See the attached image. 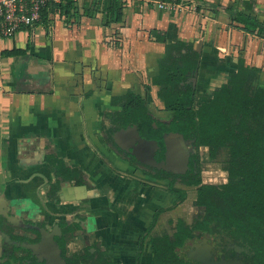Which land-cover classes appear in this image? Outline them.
Instances as JSON below:
<instances>
[{
    "label": "crops",
    "instance_id": "crops-1",
    "mask_svg": "<svg viewBox=\"0 0 264 264\" xmlns=\"http://www.w3.org/2000/svg\"><path fill=\"white\" fill-rule=\"evenodd\" d=\"M95 1L76 0L72 17L48 12L0 38V215L9 211L45 225L71 216L79 206L71 180L60 178V188L46 195L55 181L45 160L51 153L92 185L86 191L92 238L117 264H134L149 204L159 206L166 197L152 188L125 197L133 185L123 173L129 165L115 156L111 167L95 150L104 151L98 134L105 112L119 109L113 98L129 90L162 107L153 78L166 45L177 41L192 45L198 64L188 65L182 56L164 64L183 74V82L193 78L197 100L207 98L239 61L256 69L257 85L264 88V35L231 18L227 6L247 12L242 0H159L173 8H160L156 0H123L122 19L108 23L104 0ZM251 1L252 15L264 23V0ZM141 264H153L147 249Z\"/></svg>",
    "mask_w": 264,
    "mask_h": 264
},
{
    "label": "trees",
    "instance_id": "trees-1",
    "mask_svg": "<svg viewBox=\"0 0 264 264\" xmlns=\"http://www.w3.org/2000/svg\"><path fill=\"white\" fill-rule=\"evenodd\" d=\"M99 3L100 0L95 1L94 6ZM123 3V0H104L106 23L122 19ZM242 3L247 12L235 11L231 5L226 7V10L231 13V18L241 23L246 30L264 35V23L257 20L251 13L254 1L242 0ZM48 12L68 19L77 12V2L76 0L50 2L48 9L42 11L43 20ZM178 56H182L188 65L198 64L197 51L191 44L186 45L177 41L175 44L166 45L165 54L159 62L158 74L153 78V81L159 84L158 96L163 101L171 87L193 92L189 81L183 82L178 79L180 76L178 71L171 73L164 64L165 60ZM256 78V69L245 66L239 61L236 70L229 73L226 83L212 90L208 101L201 102L196 108L173 109L168 122L153 118L145 97L132 90L116 99L113 98V101L119 102L120 109L105 112L106 121L114 124L115 127L135 124L148 137H160L166 130L191 133L197 142L209 145L210 150L225 146L231 154L227 165L230 180L223 191H220L223 197L221 207L214 205L208 197L203 196V186L199 187L195 202L204 205L206 216L203 219L196 218L190 224L177 220L171 237L164 235L153 240L151 250L155 264H192L178 256L175 249L187 238L195 235L194 230L203 229L212 233L218 225L221 227L233 225L240 233L249 234L255 247H264V88L257 86ZM176 99L174 96L173 100ZM153 121L157 124L156 128L152 126ZM103 126L105 127V123ZM45 160L52 167L56 180L57 178L70 180L76 178L86 181L84 175L66 165L60 157L47 153ZM158 176L166 175L158 173ZM182 179L186 180L184 177ZM186 181L198 182L199 176L196 173L194 178ZM170 188L173 189L172 186ZM182 197L183 193L180 198ZM23 219L24 223L32 222L31 219L24 217ZM41 224L45 223L41 221ZM61 224L65 223L62 221ZM16 227L33 229L27 224L20 225L13 221L9 211L0 215V233L7 238L4 243L11 246V251L4 253V259L0 261V264H45L46 262L37 252L18 242L24 237L12 234L11 231ZM73 229L74 226H67V230ZM65 238L63 232L60 235L56 234V243L64 246ZM82 255L94 264H114L112 260L102 255L100 249H95L93 252L85 249ZM67 257L73 262L74 258L75 261L79 260V255L76 253ZM135 264H140V250L137 252Z\"/></svg>",
    "mask_w": 264,
    "mask_h": 264
},
{
    "label": "flooded vegetation",
    "instance_id": "flooded-vegetation-1",
    "mask_svg": "<svg viewBox=\"0 0 264 264\" xmlns=\"http://www.w3.org/2000/svg\"><path fill=\"white\" fill-rule=\"evenodd\" d=\"M187 81L192 84L193 92H186L179 88L172 87L171 89H169L170 91H167L166 99L165 101H163V107H165L167 110H170V114L167 117L162 118L151 113L153 118L162 122H168L170 117L172 116L173 109L180 107L196 108L201 102L208 101L211 98L212 90L215 87H222L226 83L225 80L220 84L212 86L210 91H208L207 98L197 100L195 98L196 90L193 78L191 76H188ZM206 88L209 89L210 86H207ZM174 96H176L177 98L175 101L173 100ZM103 123H105V127L103 126ZM152 126L154 128L157 127L155 121L152 122ZM125 127H115V125L110 123L109 121L102 122L100 129L105 131L106 134L103 136V140L99 138V142L102 144V147H104V151L101 152L97 147H95V150L98 152V154L101 155L103 161H105V163H107L111 167H113L112 159L115 156L124 159L129 165L128 171L124 170L123 173L130 179H132L133 185L127 190L125 194L126 198H130L141 188H152L166 197L163 198L164 200L158 199V202L160 200L163 203L159 204V206H157V204H155L154 202L149 204V207H153V209L149 208V221L147 225H145L137 233L135 240L136 250L134 254V264L137 252L139 250L141 264V254L145 249L150 251L153 256L151 250V243L153 240H157L164 235L169 237L172 236L173 230L168 232L161 229L159 231L156 230V225L162 212L172 210L179 203L185 200L188 194L187 189H194L195 197L193 199V205L197 211L193 215V219L190 222H186V220L181 217H176L175 220H169L171 228L173 227L174 229V221L181 220L186 224H190L191 222H194L196 218L203 219L206 216V209L204 205H199L195 202L197 198L198 188L201 186H203L202 189L204 190L203 196L208 197L209 200H211V203H213L214 205L221 207V203H223V197L221 196L220 191H223V189L225 188L224 186L230 180L227 165L228 160H230L231 154L228 152L225 146H219L215 150H210L209 145L197 142L193 134L191 133L184 134L175 132L173 130H166L161 133L160 137H148L136 125L137 131L141 138L155 142V146L152 150L153 152L150 153L153 159L151 160V162H147L144 159H147V155H149L148 152L151 150V145H143V147H141L137 144V140L125 137V135H123V132H121V129H124ZM132 143L134 144V146ZM134 148L136 150L141 149L143 152L134 153ZM221 153L225 155V157L222 160V170H220L219 174L220 181L216 182L214 181L215 179H211L210 176L212 175L206 172L205 166H203V164L206 160L221 158ZM77 170L79 171V169ZM158 173L165 174L166 176L159 177ZM196 173L199 176L198 182L186 181L194 178ZM182 176L186 180H183ZM59 179L60 178H57V180L55 179V181L49 183V189L46 192L47 196L50 197V194L60 188ZM85 180L86 181H81L76 178H74V180H71L74 185L78 186L79 196V206L71 213V216L69 218L61 217L52 223H48V225H45L43 223L45 226H47L48 229L52 230L54 245L47 242L45 245L39 247L40 249L37 248L41 238L44 237L43 240L45 239L47 241V236L49 235V233L42 228L44 227V225H42L41 221L39 220L31 219L32 222L30 223H22V225L27 224L33 229L16 227L11 231L13 235L21 236L22 238L24 237L23 240H18V242L26 247L32 248L33 251L37 252L39 256L43 258V261L46 262L45 264H94L88 261V259L82 255V252L85 249H88L90 252L95 251V249H100L102 250V255L105 258L112 260L114 264H117V261L114 259V257L108 256L106 254V250L101 245V243L92 238L90 231L91 228L90 226H88L87 222V216L89 215V213H87V209H90V206L88 204L89 198L86 194V191L89 190L92 185L86 179V177ZM53 182H56V184H52ZM170 186H172L173 189H171ZM182 193L183 197L180 198ZM62 221L65 224H61ZM76 222L78 223L77 227ZM68 225L72 227L74 226V229L71 231L67 230ZM62 232L64 236H66L64 246L56 243V234L60 235L62 234ZM193 233L195 235L187 238L184 242H182V244H180L179 247L175 249V252L178 254V256L183 259L186 258H184L182 254L186 255L188 252L195 250L200 246H203L206 247L210 260H230L235 262V264H264V247H255L252 244L251 236L243 232L240 233L234 228L233 225L230 227H221L220 225H218L216 226V230H214V232L212 233L203 229H196ZM78 235H85L89 237L92 240V243L83 245L81 248V253L75 252L79 255V260L75 261L74 258L73 262L70 261L67 257H70L72 256V254H74V252L70 253L68 251V245L69 242ZM6 240L7 238L5 237V235L0 233V261L4 259V253L6 254L11 251V246L4 243V241ZM153 264H155L154 258Z\"/></svg>",
    "mask_w": 264,
    "mask_h": 264
},
{
    "label": "rangeland",
    "instance_id": "rangeland-1",
    "mask_svg": "<svg viewBox=\"0 0 264 264\" xmlns=\"http://www.w3.org/2000/svg\"><path fill=\"white\" fill-rule=\"evenodd\" d=\"M185 77L184 75H180L178 79L183 80ZM143 96H145L146 99V103L148 106L149 111L153 114V115H158L159 117H167L170 114V110H167L165 107H158L157 104L155 103H151L149 97H147L146 94H144ZM105 131L101 130L99 131L98 137L101 138V140H103V136L105 135ZM225 157V155H223L221 153V158L219 159H209L206 160L205 163L203 164V166H205V170L208 174H211L212 176L211 179L218 182L220 181V170L221 169V165H223V158ZM207 167V168H206ZM204 174V173H203ZM206 175V174H205ZM187 196L185 198V200L181 203H179L175 208H173L172 210L169 211H164L160 214V217L158 219V223L156 225V230H166L168 232H170L171 230H173V227L171 228L169 220H175L176 217H181L184 220H186V222H190L192 221V217L193 215L196 213V208L193 205V199L195 197V192L194 189L189 188L187 189ZM177 195V194H175ZM159 202H161L159 200ZM174 223H176V221H174ZM88 226H90L88 224ZM92 240L87 237V236H81L78 235L77 237H75L72 241L69 242L68 245V251L70 253L72 252H76V253H81V248L83 245H87V244H91Z\"/></svg>",
    "mask_w": 264,
    "mask_h": 264
},
{
    "label": "built area",
    "instance_id": "built-area-1",
    "mask_svg": "<svg viewBox=\"0 0 264 264\" xmlns=\"http://www.w3.org/2000/svg\"><path fill=\"white\" fill-rule=\"evenodd\" d=\"M60 0H0V38L14 35L21 25H31L42 19V11L50 2ZM160 8H173L165 1H153ZM1 66V60H0Z\"/></svg>",
    "mask_w": 264,
    "mask_h": 264
},
{
    "label": "water",
    "instance_id": "water-1",
    "mask_svg": "<svg viewBox=\"0 0 264 264\" xmlns=\"http://www.w3.org/2000/svg\"><path fill=\"white\" fill-rule=\"evenodd\" d=\"M121 132H123V135H125V137H128V138L133 139V140H137L138 141L137 144L139 146H141V147H143V145H151V150L148 152L149 155H147V159H144L147 162H151V160L153 158H152V155L150 153L153 152L152 150H153V148L155 146V142L154 141L145 140V139L141 138L139 136L138 131H137L136 125L126 126L124 129H121ZM133 146H134V144H133ZM133 152L134 153H142L143 151L141 149L136 150L134 148ZM140 159L143 160L142 158H140ZM11 214H12V220L13 221H15L17 223H19V221H22V223H24L23 217H18L17 215H15L13 213H11ZM19 224L22 225L21 223H19ZM42 228L46 232H48L49 235L47 236L48 237L47 241L45 239L43 240L44 237L41 238L40 242L38 243V247L37 248L41 247L42 245H45L47 242H49L50 244L54 245L52 230L48 229L47 226H45V225ZM182 256L184 258L188 259L192 264H226V263L235 264V262L230 261V260H220V261L210 260L208 251H207L206 247H203V246H200V247L196 248L195 250H192V251L188 252L186 255L182 254Z\"/></svg>",
    "mask_w": 264,
    "mask_h": 264
}]
</instances>
